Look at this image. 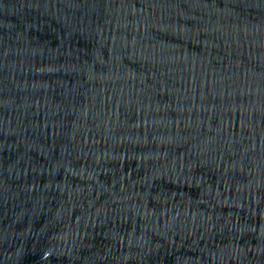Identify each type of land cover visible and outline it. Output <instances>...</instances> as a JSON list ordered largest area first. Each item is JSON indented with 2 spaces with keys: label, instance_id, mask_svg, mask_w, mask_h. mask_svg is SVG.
I'll return each instance as SVG.
<instances>
[{
  "label": "water",
  "instance_id": "water-1",
  "mask_svg": "<svg viewBox=\"0 0 264 264\" xmlns=\"http://www.w3.org/2000/svg\"><path fill=\"white\" fill-rule=\"evenodd\" d=\"M0 264H264V0H0Z\"/></svg>",
  "mask_w": 264,
  "mask_h": 264
}]
</instances>
